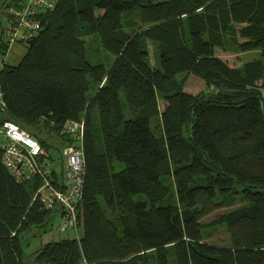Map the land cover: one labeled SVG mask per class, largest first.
Wrapping results in <instances>:
<instances>
[{"label": "trees", "instance_id": "1", "mask_svg": "<svg viewBox=\"0 0 264 264\" xmlns=\"http://www.w3.org/2000/svg\"><path fill=\"white\" fill-rule=\"evenodd\" d=\"M39 22L17 65L0 69L1 119L48 160L50 139L58 153L68 140L65 120L83 121L81 231L26 254L56 216L34 199L37 179L9 175L0 148V264H264V0H58ZM85 36L106 63L89 61ZM227 42L253 58L230 67L214 49ZM190 74L209 91L186 93ZM231 195L244 203L202 224ZM219 224L228 247L203 241Z\"/></svg>", "mask_w": 264, "mask_h": 264}, {"label": "built area", "instance_id": "2", "mask_svg": "<svg viewBox=\"0 0 264 264\" xmlns=\"http://www.w3.org/2000/svg\"><path fill=\"white\" fill-rule=\"evenodd\" d=\"M57 2L58 0H24L14 7L0 0V36L4 37L8 48L16 40L27 44L37 35L41 25L40 16L52 10ZM3 13L7 19L2 22ZM3 111L0 92V148L3 167L18 183L37 179L40 184L34 193V199H38L45 209L54 211L59 220V232H73V236L78 238L80 226L77 206L80 204L85 173L83 121L65 120L61 126L59 134L68 140L59 152L60 171H57L56 180H53L51 167L45 158V149L35 137H31L19 126L10 120L1 119Z\"/></svg>", "mask_w": 264, "mask_h": 264}, {"label": "rangeland", "instance_id": "3", "mask_svg": "<svg viewBox=\"0 0 264 264\" xmlns=\"http://www.w3.org/2000/svg\"><path fill=\"white\" fill-rule=\"evenodd\" d=\"M122 21L124 22V25L126 28H128L130 25H135L134 29L136 28L138 24V18H137V9L131 10L129 12L122 13ZM7 19V16L5 13L1 16V21ZM228 39V38H227ZM84 40L87 43V58L91 63H97L98 61L106 63L109 60V57L106 53H104L101 50L100 44L95 41L94 37H88L85 36ZM240 42L242 39H238ZM5 43L4 37L0 36V69L4 66H16L17 63L20 61L24 53L26 52V45H24L22 42L16 40V42L11 43L7 51L3 49V44ZM229 42L226 43L225 48L220 47H214L215 49V55L219 57L221 60H227V64L230 67H241V65L252 59L254 56L253 52L246 53L242 56V59H238V51L236 48H231ZM147 52H148V62L151 64V66H154L156 61L155 51L152 43L150 41H147L146 43ZM3 54V55H2ZM158 64V63H157ZM210 88L206 87L205 83L202 79H199L197 76L190 74L184 83V91L188 94L196 95L198 93H202V91H209ZM120 98L124 100L123 95H120ZM158 108L160 111L163 110V100L158 99ZM156 124V123H155ZM53 137L50 139V154H51V160H48V166H50L52 169L56 171L59 170L60 165V158L58 153V144L56 141H54ZM2 139L0 138V145H1ZM115 167L117 170L121 168L120 164L115 163ZM218 201H222V205L218 207L217 210L214 212L208 214L206 217L201 219L202 224L207 225V223L213 221L218 215H220L223 212L235 209L236 207L241 206L244 201L242 200V196L239 195H231L227 198L220 199ZM58 219L54 218L52 226L47 230L45 233H41L36 238H29V244L25 246L24 251H26V254H32L36 248H38L41 244H44L50 240H59V238L67 237L70 235H73V232H65L61 233L58 230ZM80 229L78 231V235L80 234ZM203 241L207 244H213L215 246H223L228 247L229 245V234L228 231H226V225L219 224L217 226L208 225L206 228H203ZM170 264H174V259L170 258Z\"/></svg>", "mask_w": 264, "mask_h": 264}, {"label": "crops", "instance_id": "4", "mask_svg": "<svg viewBox=\"0 0 264 264\" xmlns=\"http://www.w3.org/2000/svg\"><path fill=\"white\" fill-rule=\"evenodd\" d=\"M246 53H249V52H246ZM246 53H238V59H242V56L245 55ZM250 54V53H249ZM224 60V59H223ZM243 60V59H242ZM224 61L227 62V60L225 59Z\"/></svg>", "mask_w": 264, "mask_h": 264}, {"label": "water", "instance_id": "5", "mask_svg": "<svg viewBox=\"0 0 264 264\" xmlns=\"http://www.w3.org/2000/svg\"><path fill=\"white\" fill-rule=\"evenodd\" d=\"M28 44H30V42H28ZM28 44H27V45H28Z\"/></svg>", "mask_w": 264, "mask_h": 264}]
</instances>
